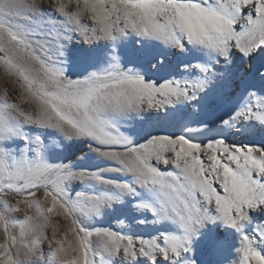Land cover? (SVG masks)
<instances>
[{
  "label": "snow or ice",
  "instance_id": "obj_1",
  "mask_svg": "<svg viewBox=\"0 0 264 264\" xmlns=\"http://www.w3.org/2000/svg\"><path fill=\"white\" fill-rule=\"evenodd\" d=\"M131 34L139 38V46L155 41L179 52L192 46L215 53L226 63L235 49L247 58L264 49V0H0V69L13 78L20 97H27L32 105L26 111L7 97L0 99V192L22 198L0 210V228L6 237L0 243V264H19L13 255L15 224L8 213L20 212L21 205L37 213L35 217L25 215L21 233L31 231L43 237L48 214L53 212L71 220L74 243L68 248L64 246L67 233L64 240L58 239L53 228L49 258L55 264H97L93 238L109 261L122 257L127 264L142 259L147 264H157L158 259L180 264L191 237L206 221L215 219L241 234L244 264L252 260L264 264V255L255 244L258 240L264 243V223L255 226V238L245 231L252 222L251 213L264 211V147L228 145L223 139L205 145L183 135L155 136L134 144L114 123L118 116L145 109L161 112L196 101L211 76L209 66L201 63L185 66L199 76L162 83L147 80L139 69L124 68L117 44ZM45 36L49 39H40ZM74 36L85 44L103 41L112 45L105 71L75 79L67 76L65 45ZM259 76L264 78V72ZM237 119L264 123V96L250 91L245 106L223 123ZM21 124L58 131L68 140L88 139L95 145H89L90 151L116 167L77 171L71 162L51 164L43 157L45 145L39 136L29 149L34 152L31 158L15 159L5 143L18 135L29 143L20 133ZM161 165L171 170L164 171ZM103 173L132 179H111ZM73 182H95L108 190L85 197L91 202L87 205L79 193H72ZM138 189L147 190L155 204L136 199ZM42 190L44 201L50 198L47 208L29 199ZM124 196L136 200V211H147L153 217L137 223L170 221L181 234L133 236L111 228L88 229L80 222L81 216H99L104 207L123 203ZM209 205L215 206L218 216L210 214ZM117 224L126 227L125 220ZM69 250L75 255L66 258ZM38 253L34 246L32 254Z\"/></svg>",
  "mask_w": 264,
  "mask_h": 264
},
{
  "label": "rangeland",
  "instance_id": "obj_2",
  "mask_svg": "<svg viewBox=\"0 0 264 264\" xmlns=\"http://www.w3.org/2000/svg\"><path fill=\"white\" fill-rule=\"evenodd\" d=\"M47 11L48 9L45 8V12ZM85 23H87V21H85ZM30 27H35V25ZM42 30L48 32L49 28L43 27ZM40 39L46 40L49 39V37H40ZM138 39L139 38L134 34L120 39L117 44V50L120 53L121 63L124 68L139 69L141 73L145 75L147 80L155 81L157 83H162L170 79L189 80L200 74L194 69H186L185 66L195 65L197 63L205 64L211 69L209 82L212 80L216 81L226 72L225 70L222 72L219 68L218 63L223 61V59L215 53L194 48L192 46H188V51L186 52H179L175 48L165 47L155 41H144L143 45L139 46L137 44ZM111 52L112 45L107 42L101 41L95 44H85L79 36H74L70 41L66 42L65 55L63 57L65 63L63 64V67L67 76L73 79L87 76L93 71L103 72L108 68L111 62ZM228 93L229 87L225 88L224 92H220L218 95H213L208 102L206 101L204 106L199 109L197 115L193 117H190L192 110L190 106H194L199 102L201 103L200 98L196 101L170 106L166 111L156 112L150 109H145L139 114L133 113L128 116H118L114 118V123L121 132L131 138L134 144H142L150 137L155 136L178 137L183 135L191 141L205 145L218 139L225 140L228 145H233L234 143L241 145L242 139L237 140L232 138L228 133L218 134L213 131L224 124L223 121H225L226 118V115L224 114H226V111L233 110V113H236L242 109V107L238 108V106L245 99V95L243 98L234 102H228ZM5 97H7L10 102L18 103L21 108L26 111L32 110V105L27 101V97H20L19 85L15 84L13 78H9L3 70L0 69V99ZM213 104L214 108L210 111V107ZM20 133L29 138V143L27 145L25 140L21 139L19 135L7 140L5 143V147L12 153L13 158L15 159H20L24 155L31 158L34 155V152L29 149L35 147V137L39 136L42 138L45 145L43 149V157L51 164L71 162L73 169L77 171L82 169L97 171L100 169L116 167L113 161L102 158L96 153L90 151L89 145L93 144V142L88 139L74 138L68 140L58 131L27 124L20 125ZM253 138L257 142L264 143V140L260 139L258 136H254ZM93 146L95 145L93 144ZM48 147H50V149ZM55 148H58L57 151H52ZM161 168L164 171L171 170V166H169L168 169H165L164 166L161 165ZM103 174L111 179L126 180L125 176L119 174ZM106 190L108 189H104L103 186L97 185L95 182H73L71 184L72 193H79L81 202L87 205H90L91 202L86 200L85 197L94 196L99 194L100 191ZM218 190L222 192V190ZM138 191L139 196L136 197V199H145V201H147L148 191L144 189H138ZM42 193L43 190L39 192L36 197H29V199L37 201ZM20 199L22 198L11 192H0V210H4L7 205L14 206ZM4 202H7V204ZM123 202V205L122 203H114L111 207H104L102 209L101 212L104 217L107 218L105 222H101V219L98 216L90 218L81 216L79 217L80 222L88 229L111 228L117 232H126L133 236L145 237L147 234V228L153 229L158 233L162 232V225L160 223H147L148 226L146 229L143 228L144 224L137 223V221L143 217L148 216L150 221L153 220V217L151 213L147 211L143 213L136 211L133 207L136 200L132 197L124 196ZM49 206L50 198L49 202H47L43 208ZM208 207H210V210H212L214 214H218L214 205H209ZM25 215H32L35 217L37 213L34 208L28 209L24 205H21L20 212L8 213L9 220L15 224L13 233L17 237L16 243L13 245L14 258L19 261V264H55V262L49 258L50 249L52 248L51 239L53 228L56 229V238L58 239L64 240L65 233H67L64 246L65 248H68L69 244L74 243L71 242V239L74 237L69 230L72 226L71 220L65 219L62 214L56 215L55 212L48 214L49 224L45 228V235L38 238V234L31 231L21 233L20 223L23 221ZM119 220H125L126 227H119L117 224ZM254 220L256 223L259 222V216H254ZM210 222L211 221H209V223ZM217 222V227L219 228L218 232L225 229L230 233H235V230L228 227L226 224L222 225L221 219ZM205 223L207 225V221ZM202 237L203 235H198L197 240ZM5 241L6 237L4 236L3 229L0 228V243H5ZM31 244H33V247L35 246L38 248L39 253L37 255L32 254L33 247L30 246ZM241 248L242 247L236 246L234 250L236 249V252H238ZM93 252L96 254L95 259L97 264H127L122 257H117L109 261V258L104 256L101 253V250L96 246L95 238H93ZM21 254H23L22 256H24V254L27 255V258L23 263H21ZM215 254L218 258L222 256L219 249L215 251ZM73 255H75V253H72L71 250H69L68 257L66 258H70ZM19 256L21 257L19 258ZM235 258H238L237 260L239 262L237 263L241 264L243 260L242 251H240V253L238 252V255ZM181 259H183L184 264H190L191 262L189 253H185ZM140 262L147 264V261L143 259L140 260L138 264H140ZM157 264H167V262L163 259H158ZM180 264L182 263L180 262Z\"/></svg>",
  "mask_w": 264,
  "mask_h": 264
},
{
  "label": "bare ground",
  "instance_id": "obj_3",
  "mask_svg": "<svg viewBox=\"0 0 264 264\" xmlns=\"http://www.w3.org/2000/svg\"><path fill=\"white\" fill-rule=\"evenodd\" d=\"M218 64L222 72H224V70L226 71L225 74L223 75L221 74L222 76L218 78L216 81L212 80L209 82L206 91L204 93H201L199 96L201 103L199 102L194 106L192 105L190 106L192 109L190 117L196 116L197 112L199 111L200 108L204 106L206 101L208 102V100L213 95H218L220 92H224L225 88L227 87H229V93L227 94L228 102H234L240 98H243V96L245 95V99L238 106V108L240 107L243 108L245 104L249 101L250 91H255L260 96H264V78H261L259 76L260 72H264V49L259 50L258 52L252 54L247 58L243 57L238 51L233 49L231 53V61L227 63L221 61ZM212 108H214V104L210 107V111ZM233 114H234L233 110L226 111V114H224L226 115L225 120H231ZM213 131L218 134L228 133L232 138L237 140L242 139V143L241 142L240 143L243 146L254 145V146L264 147V143L257 142L253 138L254 136H258L260 139L264 140V123H261L259 121H255V120L245 121L243 119H237L235 121H232L228 125L223 124L221 127L214 129ZM233 145L241 146L240 144H235V143ZM48 148L50 149V147ZM57 149L58 148H55L52 151L56 152ZM125 178L129 182L132 179L130 176H125ZM43 197H44V192L37 199L40 201L41 207L45 206V204L47 203L44 201ZM141 200H145V199H141ZM147 201L155 204V199L149 192H148ZM123 204L124 202L122 203V205ZM208 208L212 216L219 215V213L214 214L212 210H210V207ZM101 213L98 217L101 219L100 220L101 222H105L107 218H105L103 213L102 214ZM254 216L257 217L259 216L260 218L259 222L257 223L255 222ZM251 217H252V222L246 225L245 231L247 235L255 238L254 229L256 225L264 223V211L253 212ZM141 219L149 220V217L147 216ZM219 220L220 219H215L210 223L209 221H207V225L206 223L203 224V226L198 229L196 234L193 237H191L189 244V251L187 252L189 253V257L191 259L190 264H236L237 262H239L237 260L238 258L235 257L238 255V252L240 253V251H242L245 242L242 239L241 234L238 233L237 231H235V233H230L227 230L222 229L221 232L220 231L218 232L219 228L217 227L218 226L217 221ZM158 223L162 225L161 226L162 232H168L177 235L181 234L182 230H180L177 225L171 223L170 221H161ZM221 223L222 225L225 224L223 221ZM147 226L148 225L146 223L143 225V228L146 229ZM146 231L147 234L145 237L156 236L158 234V232L153 229L147 228ZM198 235H203V237L197 240ZM71 242H74V238L71 239ZM255 244L257 250L260 251L262 255H264V243H260L258 240V242H255ZM30 246L33 247V244H31ZM236 246L242 247L240 251L238 250V252H236V249L234 250ZM218 249L221 251L222 254L221 257L219 256L220 258L216 257L215 254V251ZM22 255L23 254H21V256ZM25 255L26 254H24V256L22 257L19 256V258L21 257V263H23L27 258V255L26 256ZM180 262L184 264L183 259H181ZM140 264H143V262H140ZM241 264H244L243 260ZM251 264H255V260H252Z\"/></svg>",
  "mask_w": 264,
  "mask_h": 264
}]
</instances>
